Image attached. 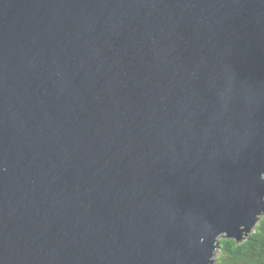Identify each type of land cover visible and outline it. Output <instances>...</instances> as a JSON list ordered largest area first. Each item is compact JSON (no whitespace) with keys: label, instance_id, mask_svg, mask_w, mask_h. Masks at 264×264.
Returning <instances> with one entry per match:
<instances>
[{"label":"water","instance_id":"95a60500","mask_svg":"<svg viewBox=\"0 0 264 264\" xmlns=\"http://www.w3.org/2000/svg\"><path fill=\"white\" fill-rule=\"evenodd\" d=\"M264 217V0H0V264H214Z\"/></svg>","mask_w":264,"mask_h":264},{"label":"trees","instance_id":"16d2710c","mask_svg":"<svg viewBox=\"0 0 264 264\" xmlns=\"http://www.w3.org/2000/svg\"><path fill=\"white\" fill-rule=\"evenodd\" d=\"M220 245L214 264H264V217L241 244L221 239Z\"/></svg>","mask_w":264,"mask_h":264},{"label":"bare ground","instance_id":"6f19581e","mask_svg":"<svg viewBox=\"0 0 264 264\" xmlns=\"http://www.w3.org/2000/svg\"><path fill=\"white\" fill-rule=\"evenodd\" d=\"M221 239H228V238H221ZM221 239H220V240H221Z\"/></svg>","mask_w":264,"mask_h":264}]
</instances>
